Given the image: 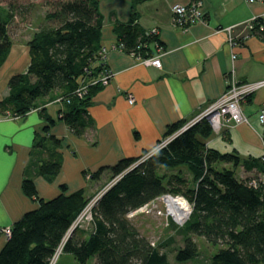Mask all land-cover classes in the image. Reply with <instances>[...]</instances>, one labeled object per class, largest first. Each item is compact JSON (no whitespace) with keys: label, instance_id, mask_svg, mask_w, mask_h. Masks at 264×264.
<instances>
[{"label":"trees","instance_id":"16d2710c","mask_svg":"<svg viewBox=\"0 0 264 264\" xmlns=\"http://www.w3.org/2000/svg\"><path fill=\"white\" fill-rule=\"evenodd\" d=\"M143 1L130 0L129 20L115 22L112 28L115 47L140 59L152 57L156 48L162 47L156 34L146 33L135 22L134 7ZM44 6L52 9L46 17L58 24L35 31L25 42L27 68L8 79L0 113L17 117L30 110L38 111L44 125L34 133L31 151L46 152L35 172L51 180L60 169L62 157L57 148L62 139L50 134L55 120L46 112L45 103L59 99L57 120L74 135L82 136L93 124L87 107L103 87L98 78L106 67L98 55L102 25L98 0L45 1ZM14 16L12 4H6V10L0 8V66L12 45L7 24ZM254 17L259 21L254 22L249 33L264 41V19L262 15ZM80 84L85 85L81 97L75 93ZM186 123L181 119L169 124L163 138L170 139L146 159L138 161L142 155L124 158L91 174L95 178L107 170L111 179L121 176L92 207L86 237H77L80 228H75L66 238L62 253L72 254L79 264L91 257L97 264H169L167 254L140 234L127 215L156 196L171 193L182 194L191 205L183 224H172L182 237V245L174 251L176 262L197 260L195 237L200 236L218 249L197 264H264V154L243 157L236 150L220 153L206 146L213 134L206 118L181 129ZM262 138L264 143V131ZM238 167L256 173L239 177ZM182 168L186 177L181 175ZM164 170L176 172L167 174ZM59 189L57 196L42 199L37 196L32 178L23 177L22 193L38 207L10 226V236L0 249V264L49 263L71 223L91 199L82 189L67 194L66 185Z\"/></svg>","mask_w":264,"mask_h":264},{"label":"crops","instance_id":"0c3cea01","mask_svg":"<svg viewBox=\"0 0 264 264\" xmlns=\"http://www.w3.org/2000/svg\"><path fill=\"white\" fill-rule=\"evenodd\" d=\"M190 1L194 0H145L135 5V22L144 31L156 29L162 45L152 56L159 59L160 66L156 67L145 65L142 59L115 47L112 28L115 22L129 20L130 0H98L102 16L100 46L106 49L101 62L112 77L92 97L87 112L93 124L82 136L74 135L65 123L57 120L59 101L45 103L46 112L55 120L50 134L62 139L57 148L62 157L60 169L51 180L35 172L36 164L46 152L31 151L34 133L40 132L44 125L38 111L30 110L17 117L0 113V229L38 207L37 202L22 193L24 176L32 178L37 196L42 199L57 196L60 185H66V194L82 189L86 197H93L107 183L104 180L107 170L91 177L99 168L152 150L164 139L169 124L181 119L195 120L224 92L232 76L239 81L264 78V41L250 34L248 26L252 17L264 15V0H202L205 10L202 22L187 28L174 25L170 6ZM28 62L27 45L12 42L0 66V100L7 93L10 76L24 72ZM129 94L132 103L127 100ZM263 103L264 87L241 103L248 122L224 119L206 146L220 153L236 150L243 157H261L264 128L256 114ZM236 173L246 177L256 171L238 167ZM89 226L80 228L76 236L85 238ZM6 239L0 235V249ZM89 260L97 264L95 257L84 264ZM58 264L79 263L72 254L63 252Z\"/></svg>","mask_w":264,"mask_h":264},{"label":"built area","instance_id":"2783aa9c","mask_svg":"<svg viewBox=\"0 0 264 264\" xmlns=\"http://www.w3.org/2000/svg\"><path fill=\"white\" fill-rule=\"evenodd\" d=\"M245 1L252 2L254 0ZM170 11L173 24L182 28H187L190 25L202 22L205 16L204 3L202 0H194L186 4L173 3L170 6ZM261 19H264V15H262ZM255 21H259V18L252 17L249 20V29L253 27ZM262 27L263 26L259 24V29H262ZM146 33L155 34L156 29L153 28L146 31ZM229 42L233 43L231 38H229ZM105 52V48H100L98 51V55L101 61L105 56ZM142 61L145 65H153L156 67L160 66V62L157 57L144 58L142 59ZM111 77L112 73L109 71V69L105 68L103 72H101L98 81H100L102 85H105L108 83ZM262 87H264V78L255 81H239L234 76H232V78L227 82L224 92L215 101L211 102L195 120L187 122L182 126L181 129L187 128L189 125L199 120L200 118H206L209 121L213 132L219 131L220 127L223 124V120L226 118L233 120L235 123L248 122V117L243 112L241 103L247 97H249ZM75 93L77 96L81 97L85 93V85L80 84L75 90ZM127 100L129 103H132L133 97L129 94L127 96ZM57 101H59V99H57ZM256 118L260 125L264 128V103L262 107L258 109ZM169 139L170 137L160 140L152 150L142 155L138 161L146 159L160 147L165 145ZM120 176L121 174L115 176L107 185L109 186L113 184ZM98 196L99 194L95 197H92L71 223L66 235L61 239V241L54 249V252L48 264H55L57 262L58 257L62 253L66 238L75 228H82L86 223L91 222V210ZM159 200L162 201L166 206V217H170L177 225L181 226L183 224V221L187 219L191 211L190 203L181 194L163 193L131 210L129 212V215L149 213L150 210L152 211L153 207ZM171 203H176L180 208H182V211L185 213L182 219L178 220L175 218V215H177V213L174 206L170 205ZM158 214H160V211H158ZM1 231L4 238H8L10 236V226L2 227Z\"/></svg>","mask_w":264,"mask_h":264},{"label":"rangeland","instance_id":"374dc122","mask_svg":"<svg viewBox=\"0 0 264 264\" xmlns=\"http://www.w3.org/2000/svg\"><path fill=\"white\" fill-rule=\"evenodd\" d=\"M45 1L46 3H55L57 0H0L1 9L6 10V4L8 3L12 4L15 9V16L7 24L8 34L12 42L24 44L35 31L44 27H54L58 24L57 20L46 17V14L51 12L52 9L50 6H44ZM2 13L4 14V12ZM164 171L167 174L176 172V170ZM181 171V175L184 177L188 175L185 169L182 168ZM112 179L110 178V173H108L104 178L107 183L103 189L111 186L107 184ZM158 211H160V214H158ZM127 217L140 234L145 236L153 246H156L160 251L167 254L169 264H197L196 261L214 253L218 249L217 246L206 242L203 237L196 236L195 242L199 251L197 260L176 262L174 260V251L182 245V237L174 225H179L170 217H166V206L160 200L149 213L128 214ZM86 224L88 225L90 222ZM87 264H92L91 260Z\"/></svg>","mask_w":264,"mask_h":264},{"label":"bare ground","instance_id":"6f19581e","mask_svg":"<svg viewBox=\"0 0 264 264\" xmlns=\"http://www.w3.org/2000/svg\"><path fill=\"white\" fill-rule=\"evenodd\" d=\"M106 189V188H105ZM105 189H103L100 193H99V196L101 195V193L105 190ZM99 196H98V198H99ZM97 198V199H98ZM97 201V200H96ZM171 206H174V208H175V211H176V213H177V215H175V218L176 219H178V220H180V219H182L183 217H184V212L182 211V208H180L176 203H171L170 204Z\"/></svg>","mask_w":264,"mask_h":264}]
</instances>
